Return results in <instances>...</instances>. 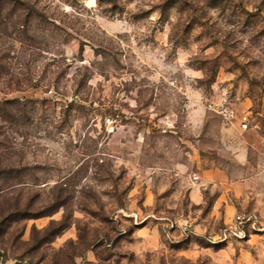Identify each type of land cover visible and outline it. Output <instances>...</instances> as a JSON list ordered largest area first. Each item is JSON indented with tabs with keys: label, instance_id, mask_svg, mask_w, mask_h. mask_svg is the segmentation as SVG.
<instances>
[{
	"label": "rangeland",
	"instance_id": "obj_1",
	"mask_svg": "<svg viewBox=\"0 0 264 264\" xmlns=\"http://www.w3.org/2000/svg\"><path fill=\"white\" fill-rule=\"evenodd\" d=\"M263 110L264 0H0V264H264Z\"/></svg>",
	"mask_w": 264,
	"mask_h": 264
},
{
	"label": "built area",
	"instance_id": "obj_2",
	"mask_svg": "<svg viewBox=\"0 0 264 264\" xmlns=\"http://www.w3.org/2000/svg\"><path fill=\"white\" fill-rule=\"evenodd\" d=\"M224 118H232L233 112L229 107L223 108L220 112ZM262 118L264 120V110L262 114ZM252 117L249 114H241L238 118L239 127L246 131L252 130L257 127L252 122ZM254 220L251 216H246L243 214H237L231 222L225 225L222 232L218 234L215 238H212V242H221L227 239H243L249 232V230H254Z\"/></svg>",
	"mask_w": 264,
	"mask_h": 264
}]
</instances>
